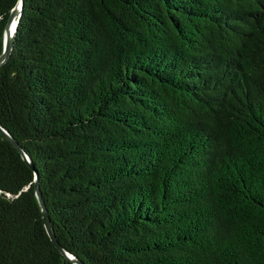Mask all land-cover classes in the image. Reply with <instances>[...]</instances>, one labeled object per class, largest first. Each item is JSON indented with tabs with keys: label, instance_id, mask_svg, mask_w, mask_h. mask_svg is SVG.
I'll return each mask as SVG.
<instances>
[{
	"label": "trees",
	"instance_id": "obj_1",
	"mask_svg": "<svg viewBox=\"0 0 264 264\" xmlns=\"http://www.w3.org/2000/svg\"><path fill=\"white\" fill-rule=\"evenodd\" d=\"M0 125V264H264V0H22Z\"/></svg>",
	"mask_w": 264,
	"mask_h": 264
},
{
	"label": "water",
	"instance_id": "obj_2",
	"mask_svg": "<svg viewBox=\"0 0 264 264\" xmlns=\"http://www.w3.org/2000/svg\"><path fill=\"white\" fill-rule=\"evenodd\" d=\"M21 9H22V0H18L8 15V18H7V21H6L4 30H3L2 51L0 53V65L7 59V57L9 56V53L11 51V48L13 46L14 32H15L17 21H18V17L21 13ZM0 134L3 135L20 152L22 158L28 163V165H30L32 167L33 165H32V162H31L29 156L25 153V151L17 143V141L12 137V135L1 125H0ZM34 179H35L34 193H35V196L37 198V201H38V204H39V207L41 210L43 224H44V227H45V230H46L48 236L50 237L51 241L60 250V252L64 255V257L67 260H69L73 264H83L80 259L76 258L72 254L65 251L61 247V245L58 243V241L54 235L51 223H50V219H49V215H48L46 206H45L44 201L41 197L36 172H35Z\"/></svg>",
	"mask_w": 264,
	"mask_h": 264
}]
</instances>
